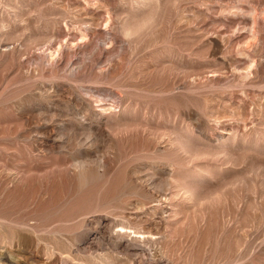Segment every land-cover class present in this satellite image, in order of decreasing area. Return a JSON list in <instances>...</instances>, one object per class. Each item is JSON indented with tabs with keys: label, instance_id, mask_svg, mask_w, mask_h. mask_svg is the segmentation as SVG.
<instances>
[{
	"label": "rangeland",
	"instance_id": "374dc122",
	"mask_svg": "<svg viewBox=\"0 0 264 264\" xmlns=\"http://www.w3.org/2000/svg\"><path fill=\"white\" fill-rule=\"evenodd\" d=\"M0 264H264V0H0Z\"/></svg>",
	"mask_w": 264,
	"mask_h": 264
}]
</instances>
